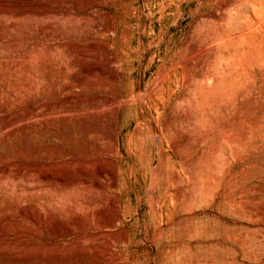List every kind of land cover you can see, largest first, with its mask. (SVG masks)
Returning a JSON list of instances; mask_svg holds the SVG:
<instances>
[{"label": "rangeland", "instance_id": "1", "mask_svg": "<svg viewBox=\"0 0 264 264\" xmlns=\"http://www.w3.org/2000/svg\"><path fill=\"white\" fill-rule=\"evenodd\" d=\"M23 7L44 14L28 18ZM263 7L264 0H0V155L18 152L15 160L30 169L25 178L0 176V207L7 198L10 213L20 203L41 209L32 215L37 224H6L0 246L35 249L23 264H264ZM38 53L43 66L29 63L26 73H42L51 87L29 103L17 88L20 68L11 67ZM78 79L82 86L66 88ZM95 96L119 103L100 117L108 129L117 109L114 152L106 139L89 148L82 134V125L95 124ZM39 101L70 117L30 118ZM101 163L116 181L95 179ZM111 196L121 203L114 226L96 212Z\"/></svg>", "mask_w": 264, "mask_h": 264}, {"label": "bare ground", "instance_id": "2", "mask_svg": "<svg viewBox=\"0 0 264 264\" xmlns=\"http://www.w3.org/2000/svg\"><path fill=\"white\" fill-rule=\"evenodd\" d=\"M239 1V0H238ZM248 3V2H247ZM250 3V2H249ZM228 4V3H227ZM233 4V3H232ZM260 4V3H259ZM218 5H220V4H218ZM208 6V5H207ZM222 7V6H221ZM228 7H230V6H228ZM37 8V7H36ZM36 8H32V9H28V10H24V7H23V9H20L21 10V12H19L21 15H28L27 17L28 18H30L29 17V14L30 15H37V16H41V15H43L44 13H42L39 9H36ZM224 8V7H223ZM226 8V7H225ZM244 8V7H243ZM242 8V9H243ZM261 8V7H260ZM259 8V9H260ZM264 8V7H263ZM13 9V8H12ZM11 9V10H12ZM262 9V8H261ZM10 10V11H11ZM235 10V9H234ZM245 10H246V5H245ZM15 11V10H14ZM244 11V10H243ZM247 11V10H246ZM45 12V11H44ZM55 12V11H54ZM248 12V11H247ZM257 12V11H256ZM262 13V10H260L259 11V13ZM6 13V12H5ZM239 13H240V11H239ZM260 13V14H261ZM246 14V13H245ZM58 15V14H57ZM214 16V15H213ZM244 17H246V16H244ZM217 18V17H216ZM238 21V20H237ZM242 21V20H241ZM46 22V21H45ZM48 22V21H47ZM236 22V21H235ZM264 22V21H263ZM52 23V22H51ZM220 23V22H219ZM223 23H224V21H223ZM234 23V22H233ZM44 24V23H43ZM47 24V23H46ZM241 24V23H240ZM243 24V23H242ZM17 25H19V24H17ZM29 25V24H28ZM35 26V25H34ZM259 26V25H258ZM13 27L15 28L16 27V24H14L13 25ZM20 27H22V26H20ZM49 27V26H48ZM208 27V26H207ZM223 27V26H222ZM232 27H233V25H232ZM234 27H237V26H234ZM247 27V26H246ZM216 28H217V26H216ZM215 28V29H216ZM243 28V27H242ZM13 29V28H12ZM44 29V28H43ZM24 30H26V29H24ZM23 30V31H24ZM58 30V29H57ZM241 30V29H240ZM222 32H224V31H222ZM249 32V31H248ZM29 33V32H28ZM259 33V32H258ZM27 34V33H26ZM31 34V33H30ZM226 34V33H225ZM24 35V34H23ZM49 35V34H48ZM47 35V36H48ZM214 35V34H213ZM220 35V34H219ZM240 35V34H239ZM32 36V35H31ZM238 36V35H237ZM45 37V36H44ZM219 37V36H218ZM217 37V38H218ZM49 38V37H48ZM225 38V37H224ZM262 39V38H261ZM236 40V39H235ZM0 42H1V39H0ZM72 47V46H71ZM233 50V49H232ZM258 50V49H257ZM1 51V50H0ZM13 53V52H12ZM230 54V53H229ZM228 54V55H229ZM248 56V55H247ZM41 54L40 53H38V54H36V55H34V56H29V57H25V59L23 60V61H20V62H17V63H14L13 64V67H11L12 68V70H15V69H19L18 71L20 72V74H22V76L23 77H20V79L21 80H18V83H17V88L19 89V90H21V92L22 93H24V95L26 94L27 95V100L29 101V103H31L32 101H31V99H30V97L31 96H35V95H37V94H40V95H44V93L51 87V84H48V83H45L44 81H45V79L46 78H44V75L42 74V73H40V75L39 74H37V73H35V74H33V75H30V74H27L26 73V67H27V65H29V63H32L33 62V64H34V67H36V66H43V62L41 61ZM253 60V59H252ZM259 60V59H258ZM246 62V61H245ZM10 66V65H9ZM255 66H256V64H255ZM260 66V65H259ZM5 67V66H4ZM51 68V67H50ZM11 69H10V71H12ZM16 73V72H15ZM8 74H10V72L8 73ZM253 76V75H252ZM11 78V77H10ZM117 78V77H116ZM14 79H15V77H14ZM50 80H51V78H50ZM107 80V79H106ZM114 80V79H113ZM5 81H7V80H5ZM70 81V80H69ZM83 81L84 80H82V79H78V80H76L75 82L73 81V82H69L68 84H66L65 86H66V88H69V89H71V90H73V89H75L76 87H77V84L78 85H81V84H83ZM86 81V80H85ZM115 81H118V79H115L114 80V82ZM215 81V80H214ZM55 82V81H54ZM6 84V83H5ZM86 85V84H85ZM82 86V85H81ZM11 87H12V85H11ZM14 90H16V89H14ZM74 91V90H73ZM72 91V92H73ZM48 92V91H47ZM46 92V93H47ZM64 92L62 91L60 94H63ZM69 95H71V94H69ZM147 96V95H146ZM72 97H74L73 95H72ZM83 98L85 97V96H82ZM43 98V97H42ZM48 98V97H47ZM55 99H56V97H55ZM65 99V100H64ZM63 99V101L64 102H66V103H69V102H71L70 101V99H71V96H67L66 98H64ZM85 99V98H84ZM10 100V99H9ZM9 100H8V102H9ZM72 100V99H71ZM80 100V99H79ZM79 100H77V101H79ZM83 101H85V100H83ZM136 102H138V103H142L143 102V100L141 99V97H139V99L137 98L136 100H135ZM215 101V100H214ZM11 102V101H10ZM15 102H16V100H15ZM19 102V101H18ZM23 102V101H22ZM21 102V103H22ZM55 102V101H54ZM88 102H90L91 104H92V109H93V114H94V121H95V124L92 126V127H90V128H88V127H85V126H83L82 124V127H81V131H82V134L84 135V137L85 138H87V140H90V143L91 144H88V146H89V148H91V149H94V143L96 142V141H98L99 142V140H103V139H106V140H108V142H109V151H112V152H114V151H116V150H118L119 149V147H120V145H119V139H118V137H117V109L116 110H114L113 112H111L112 114L110 115V117H109V124H110V126H109V128L108 129H105L104 127H103V125L101 124V119H100V117H101V115L103 114V112H104V110H106V108L105 107H107V106H110V105H117L118 106V102L117 103H115L114 102V100L113 99H111L110 97H102V96H95V98L93 99L92 98V100H89ZM146 102V101H145ZM150 101H149V99H148V103H149ZM216 102V101H215ZM14 103V102H13ZM214 103V102H213ZM9 104V103H8ZM15 104V103H14ZM61 104V103H60ZM70 104V103H69ZM73 104V103H72ZM74 104H75V102H74ZM81 104V103H80ZM89 104V103H88ZM215 104V103H214ZM6 105V104H5ZM4 105V106H5ZM55 105H56V103H55ZM71 105V104H70ZM77 105H78V103H77ZM84 105V104H83ZM86 105V104H85ZM79 106V105H78ZM71 107V106H70ZM69 107V108H70ZM90 107V106H89ZM101 107H104V108H102L101 109ZM63 108H65V107H63ZM63 108H61V109H63ZM68 108V109H69ZM71 109V108H70ZM74 109H75V107H74ZM78 109V108H77ZM90 109V108H89ZM104 109V110H103ZM115 109V108H114ZM5 110V109H4ZM19 110V109H18ZM101 110H103L101 113H100V111ZM158 110V109H157ZM3 111V110H2ZM68 111V110H67ZM67 111H59L58 109H57V107H55V106H53L52 104L50 105V106H48V103H46V105L45 104H43V101H39L37 104H34V105H32V106H30V109L27 111V116H29L30 118H33V117H36L37 116V113H41V114H45V115H56L57 113H59V114H62V117L63 118H66V117H70V115H68L67 116ZM3 112H5V111H3ZM86 112V111H85ZM88 112V111H87ZM106 112V111H105ZM110 112V111H109ZM109 112H108V114H109ZM2 113V112H1ZM13 113V112H12ZM71 113V112H70ZM79 113V112H78ZM7 114H8V112H7ZM105 114V113H104ZM39 115V114H38ZM8 116V115H7ZM1 117V116H0ZM4 117V116H3ZM3 117H1V118H3ZM9 117V116H8ZM24 118V117H23ZM4 119V118H3ZM90 119V118H89ZM67 120V119H66ZM82 120V119H81ZM87 121V120H86ZM16 122V121H15ZM2 123V122H1ZM23 123V122H22ZM52 124V123H51ZM85 124V123H84ZM9 125V124H8ZM11 125V124H10ZM4 126V125H3ZM53 127V126H52ZM3 128V127H2ZM3 130V129H2ZM18 131H20V130H18ZM2 132V131H1ZM21 132V131H20ZM53 132V131H52ZM227 133H229V132H227ZM14 134V133H13ZM226 135V134H225ZM20 136V135H19ZM18 137V136H17ZM71 137V136H70ZM83 137V138H84ZM227 137V136H226ZM228 138H229V136H228ZM22 139V138H21ZM81 139V138H80ZM234 139V138H233ZM71 140V139H70ZM69 140V141H70ZM84 140V139H83ZM83 140H81V141H83ZM20 141V140H19ZM67 141V140H66ZM86 141V140H85ZM228 141V140H227ZM233 141H235V140H233ZM237 141V140H236ZM22 142V141H21ZM71 142V141H70ZM229 142V141H228ZM232 142V141H231ZM7 143V142H6ZM89 143V142H88ZM230 143V142H229ZM235 143V142H234ZM17 144V143H16ZM55 144V143H54ZM80 144V143H79ZM96 144V143H95ZM108 144V143H107ZM232 144V143H231ZM237 144V143H236ZM18 145V144H17ZM16 145V146H17ZM17 147H19V146H17ZM86 147V146H85ZM108 147V146H107ZM234 147H236V146H234ZM13 148H14V146H13ZM59 148V147H58ZM57 148V149H58ZM21 150H22V148H21ZM60 151V153L62 152L61 150H59ZM75 151V150H74ZM100 153H102L101 151H100ZM107 153V152H106ZM110 153V152H109ZM2 154V153H1ZM4 154V153H3ZM11 154V153H10ZM19 153L18 152H15L14 153V155L17 157V155H18ZM22 154H27V152H26V149H24L23 148V151H22ZM98 155H100V157H101V154H98ZM16 157H14V158H11V156L10 155H0V176H4V175H9V174H11L12 172H14V171H17V173H19V174H21L22 176H23V178H25V176L28 174V172H29V164H26L24 161H22V162H20V163H18L15 159H16ZM25 157V156H24ZM99 158V157H98ZM97 158V159H98ZM11 159H14V160H11ZM24 159V158H23ZM99 159H101V158H99ZM98 159V160H99ZM106 159V158H105ZM94 160V159H93ZM100 161V160H99ZM114 161V160H113ZM112 161V162H113ZM62 162V161H61ZM70 162V161H69ZM115 162V161H114ZM97 163H98V161H97ZM107 163V162H106ZM66 164V163H65ZM33 165V164H32ZM68 165V164H67ZM31 166V165H30ZM70 166V165H69ZM32 167H35V165L34 166H32ZM32 167H30V168H32ZM39 168V167H38ZM37 167L35 168V169H37L38 171H39V169H38ZM42 169V168H41ZM44 169V168H43ZM52 169H54V168H52ZM111 169V168H110ZM114 169H115V167H114ZM120 169V168H119ZM33 170H34V168H33ZM62 170H64V169H62ZM66 170V169H65ZM69 170V169H68ZM35 171V170H34ZM34 171H32V172H34ZM115 171V170H114ZM112 172V173H109V171H107V168H105L104 167V165L101 163V164H99L97 167H96V170L94 171V172H92L93 173V175H96L95 177V179H101V178H103V177H105V176H108V175H112V179L113 180H115V176H116V173L115 172ZM118 171V170H117ZM36 172V171H35ZM42 172L44 173V170H42ZM42 172H40V173H42ZM60 172V171H59ZM64 172V171H63ZM38 173V172H37ZM55 173V172H54ZM65 173H67V172H65ZM70 173H73V171L72 172H70ZM90 173H91V171H90ZM14 174H16V173H14ZM45 174L46 173H44V176H45ZM49 173L47 172V175H48ZM68 174V173H67ZM43 175V174H42ZM41 175V176H42ZM47 175H46V177H45V179L47 178ZM56 175V174H55ZM15 176H17V175H15ZM44 176L42 177V178H44ZM52 176V175H51ZM66 176V175H65ZM69 176V175H68ZM68 176H66V177H68ZM57 177V176H56ZM92 178H94L93 176H92ZM53 179H55V177L53 178ZM57 179H58V181H60V182H66V181H69V180H67V178H64V177H62V176H60V175H58V177H57ZM57 181V180H56ZM88 181V180H87ZM116 181V180H115ZM98 182L99 181H97V183H96V185H97V187L99 186V184H98ZM2 183V182H1ZM85 183V182H84ZM94 183V182H93ZM17 184V183H16ZM62 184H64V183H62ZM68 184H72V183H68ZM115 184V183H114ZM113 184V185H114ZM118 184V183H117ZM65 185H66V183H65ZM116 185V184H115ZM17 186V185H16ZM74 186V185H73ZM93 186V185H92ZM117 186V185H116ZM115 186V187H116ZM11 187V186H10ZM83 189V188H82ZM118 189V188H117ZM103 190H105V189H103L102 187H100V191H99V194H102V193H104L103 192ZM185 191V190H184ZM98 193V192H97ZM7 194H9V193H7ZM3 195V194H2ZM64 196V195H63ZM66 196V195H65ZM92 196V195H91ZM103 196H105V194L103 195ZM26 197V196H25ZM68 198V197H67ZM89 198V197H88ZM10 199V198H9ZM26 199V198H25ZM75 199V198H74ZM101 199V198H100ZM102 199H103V197H102ZM105 199V198H104ZM187 199V198H186ZM16 200H18V199H16ZM15 200V201H16ZM21 200V199H20ZM28 200V199H27ZM41 200V199H40ZM83 200V199H82ZM105 201H107V199L105 200ZM64 202V201H63ZM104 202V201H103ZM3 203H4V206H1L0 207V213H2V215L0 216V230H2L3 229V227L6 225V224H8L10 221H15V220H17V219H19V220H21V219H29V218H33V220H34V223L36 222V224L38 223V219L35 217L36 215H34V216H32L33 215V213H35V214H39V210H41L39 207L40 206H38V205H36L35 204V206L37 207L38 206V208H32V207H34V206H31V209H28V208H25V207H23L22 205H20L19 203V208H18V210L15 212V213H10V208H11V202H10V200H8L7 198H4V200H3ZM81 203V202H80ZM106 203V202H105ZM163 203V202H162ZM64 204V203H63ZM120 200H119V198H118V196H111V197H109L108 198V202H107V204H106V206L104 207H102V205L103 204H101V207L100 208H98V210L96 211V212H98V214L97 215H99L100 217H101V219L103 218V219H106L107 220V223H111L110 225H112V226H114L118 221H120L121 220V213H120ZM180 204V203H179ZM1 205V204H0ZM27 207H28V205H27ZM30 207V206H29ZM70 207V206H69ZM154 207V206H153ZM13 208V207H12ZM97 208V207H96ZM70 210H71V207H70ZM78 210V209H77ZM66 211H67V209H66ZM122 211V210H121ZM32 212V213H31ZM40 212H42V211H40ZM74 212V211H73ZM65 213V212H64ZM70 214V213H69ZM123 214V213H122ZM66 215H67V213H66ZM39 217V216H38ZM78 218H79V216H78ZM81 220V217H80V219H79V221ZM125 220V219H124ZM78 221V222H79ZM103 221V220H102ZM105 221V220H104ZM109 221V222H108ZM16 222V221H15ZM14 222V224H16ZM18 222V221H17ZM33 222V221H32ZM19 223V222H18ZM21 223V222H20ZM119 223V222H118ZM117 223V224H118ZM65 225V224H64ZM9 226V225H8ZM14 226V225H13ZM121 226V225H120ZM65 227V226H64ZM126 227V226H125ZM20 228V227H19ZM121 228V227H120ZM7 229H9V227L7 228ZM4 230H5V228H4ZM16 230H18V229H16ZM37 230V229H36ZM40 231V230H39ZM7 232V231H6ZM24 232H26V231H24L22 228H20L19 229V232L18 233H24ZM103 232H105V231H103ZM108 232V231H107ZM118 232V231H117ZM1 233L3 234V232L1 231ZM4 233H5V231H4ZM37 233H38V231H37ZM1 234V235H2ZM121 238H123L122 240H127V235H126V231L125 230H121ZM128 234H130V233H128ZM21 235V234H20ZM118 236V235H117ZM98 238V237H97ZM112 238V237H111ZM119 239V238H118ZM120 240V239H119ZM24 243V242H23ZM23 243H20V244H14V246L13 245H1L0 246V264H23L24 263V260L27 258V257H30V258H35V256L37 255V251H35V249H34V252H27V250H25V246L23 247V245H25V244H23ZM13 244V243H12ZM45 247V246H44ZM28 248V247H27ZM29 251V250H28ZM100 251V250H99ZM98 253V252H97ZM100 253V252H99ZM110 253V252H109ZM68 254V253H67ZM73 254V253H72ZM69 256V255H68ZM108 256H110V255H108ZM107 257V256H106ZM53 258V257H52ZM25 264H26V261H25Z\"/></svg>", "mask_w": 264, "mask_h": 264}]
</instances>
